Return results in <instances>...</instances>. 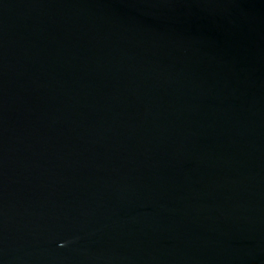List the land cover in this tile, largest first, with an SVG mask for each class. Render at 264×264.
Segmentation results:
<instances>
[{
    "label": "water",
    "instance_id": "95a60500",
    "mask_svg": "<svg viewBox=\"0 0 264 264\" xmlns=\"http://www.w3.org/2000/svg\"><path fill=\"white\" fill-rule=\"evenodd\" d=\"M0 264H264V0H0Z\"/></svg>",
    "mask_w": 264,
    "mask_h": 264
},
{
    "label": "clouds",
    "instance_id": "9594fccd",
    "mask_svg": "<svg viewBox=\"0 0 264 264\" xmlns=\"http://www.w3.org/2000/svg\"><path fill=\"white\" fill-rule=\"evenodd\" d=\"M61 246H63V245H61Z\"/></svg>",
    "mask_w": 264,
    "mask_h": 264
}]
</instances>
